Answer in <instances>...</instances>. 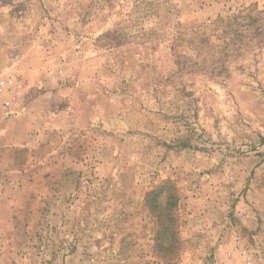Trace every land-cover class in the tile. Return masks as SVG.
Returning a JSON list of instances; mask_svg holds the SVG:
<instances>
[{
  "label": "rangeland",
  "instance_id": "374dc122",
  "mask_svg": "<svg viewBox=\"0 0 264 264\" xmlns=\"http://www.w3.org/2000/svg\"><path fill=\"white\" fill-rule=\"evenodd\" d=\"M0 264H264V0H0Z\"/></svg>",
  "mask_w": 264,
  "mask_h": 264
},
{
  "label": "trees",
  "instance_id": "16d2710c",
  "mask_svg": "<svg viewBox=\"0 0 264 264\" xmlns=\"http://www.w3.org/2000/svg\"><path fill=\"white\" fill-rule=\"evenodd\" d=\"M160 193H161V188H160V192L155 193L156 195H155L154 197L150 198L151 206L153 207L152 209H155V208L157 207V205H158L157 197H158V195H159ZM150 194H151V193H150ZM153 195H154V193H153ZM156 196H157V197H156Z\"/></svg>",
  "mask_w": 264,
  "mask_h": 264
}]
</instances>
